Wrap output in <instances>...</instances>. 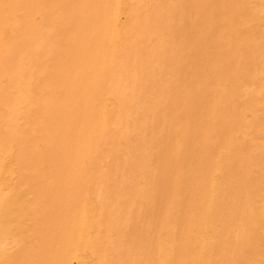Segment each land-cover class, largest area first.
<instances>
[{
	"label": "bare ground",
	"instance_id": "6f19581e",
	"mask_svg": "<svg viewBox=\"0 0 264 264\" xmlns=\"http://www.w3.org/2000/svg\"><path fill=\"white\" fill-rule=\"evenodd\" d=\"M0 264H264V0H0Z\"/></svg>",
	"mask_w": 264,
	"mask_h": 264
}]
</instances>
